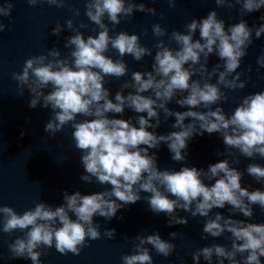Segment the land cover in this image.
Listing matches in <instances>:
<instances>
[{"label": "clouds", "instance_id": "obj_1", "mask_svg": "<svg viewBox=\"0 0 264 264\" xmlns=\"http://www.w3.org/2000/svg\"><path fill=\"white\" fill-rule=\"evenodd\" d=\"M45 2L57 8L66 4V0H27L30 7ZM167 2L170 7L175 4V0ZM85 3V15L98 27V34L85 37L80 29L87 25L82 22L77 26L73 19H68L66 26L74 33L65 40L64 47L70 49L69 54L62 58L60 49L52 47L46 53L30 56L24 61L22 71L13 72L12 78L21 89L26 86L31 94L30 108L50 107L52 115L44 127L45 133L54 136L65 125L74 129L72 137L82 153L85 170L80 179L110 184L111 189L92 194L80 191L69 194L65 190L64 202L59 206L40 201L22 214L13 207L0 205V230L8 234L22 233L8 244L10 258L22 257L30 259L31 264H42L40 257L46 254L43 249L53 245L62 255L69 252L79 255L89 240L101 238L100 224L94 223V216L111 220L119 209L143 198L153 213L168 217L169 226L188 224V218L178 215L177 210L190 212L193 217H205L201 239L230 233V247L213 243L197 248L192 252L194 264H200L201 259L207 264H213L214 260L216 264L226 261L227 264H262L264 222L250 221L255 214L253 205L264 212V190H250V184L242 186L245 173L232 166L228 159L209 164L206 170L195 166H182L178 171L160 170L157 155L150 149L159 148L163 142L172 153V160L183 162L187 158L188 142L207 132L219 133L224 145L235 149L229 155L235 158L236 164L240 162L237 152L247 158H264V90L244 96L230 115L219 106L220 101L228 100L221 86L229 90L245 88L247 80L240 79L244 72L237 69L253 43L252 34L255 33L256 39L264 34V23L250 27L246 20L240 19L226 27L215 9L203 18H193L184 26L185 31L174 29L170 35L165 27L155 23L153 34L168 35V41L177 47L161 39L153 55L152 48L143 45L136 33L120 31L110 35L105 20L115 28L122 19L132 18L135 11L156 15L155 8L135 0H85ZM215 3L229 9L239 4L246 13L264 7V0H215ZM13 7L11 0H5L0 4V17H10ZM70 10L75 16L80 15L79 8ZM160 15L163 18V13ZM259 19L264 21V14ZM7 27L0 21V32ZM64 27L57 22L51 32L59 36ZM197 30L199 38L194 39ZM147 34L145 29L144 35ZM110 47L118 52L119 59L106 54ZM211 54L220 62L209 70ZM125 55H131L136 61L152 56L151 70L132 71L131 78L120 85L113 99L110 89L105 87V77L127 75ZM256 63L264 67V53ZM248 70L251 71V66ZM214 76L216 80L212 82ZM44 89L49 91L45 93ZM126 89H130L127 95ZM173 100L186 110L169 108ZM213 105L217 106L213 108ZM125 109L141 115L116 118L115 114L122 116ZM109 113L114 115L110 117ZM78 116L86 118L78 120ZM169 117H175L171 127L177 130L157 134L156 129ZM186 119L189 122L185 123ZM216 154L222 156L223 152L217 149ZM246 172L264 184V165L249 163ZM213 180L214 183H206ZM141 192L150 195L142 197ZM226 205L231 206L228 211L232 215L210 214L214 208ZM237 213L245 219L233 218ZM104 235L112 239L116 229L105 228ZM169 236L175 238L177 233L171 232ZM124 239L138 243L133 244L131 253L122 255V264H153L146 245H151L163 257L172 255L176 248L159 232L133 238L124 236Z\"/></svg>", "mask_w": 264, "mask_h": 264}, {"label": "water", "instance_id": "obj_2", "mask_svg": "<svg viewBox=\"0 0 264 264\" xmlns=\"http://www.w3.org/2000/svg\"><path fill=\"white\" fill-rule=\"evenodd\" d=\"M5 0H0L3 4ZM13 11L10 17H0V21L8 27L4 32H0V205L13 207L17 213L22 214L25 210L34 208L37 202L43 201L56 207L64 202L63 193L65 190L72 194L80 191L81 194H92L107 189H111L110 184L101 185L95 180L92 183L84 182L80 179L84 173L81 163L82 153L75 147L72 137L74 130L70 125L57 132L54 136L45 133L44 127L51 118V109L37 106L29 107L31 94L26 86L22 89L18 86V81L12 78L13 72L22 71L24 61L33 55L46 53L48 49L57 47L60 49L62 58L67 56L70 49L65 48V40L68 36L74 34L66 26L68 19H73L79 26L82 22L87 25L81 28L87 35H97L98 27L91 22L85 15V0H66L62 8L55 5L49 6L46 2L30 7L27 0H11ZM137 3H146L147 7L155 8L156 15L135 11L132 18L122 19L121 23L115 28L105 20L109 25L110 35L120 31H127L129 34L136 33L140 36L141 43L156 51V44L159 40H164L171 47L177 45L168 41V35L172 30L185 31V25L193 18H203L212 9L218 13V17L226 22V27L239 22L240 19L247 21L251 27L254 24L264 23L259 17L264 14V7L252 13L242 12L241 5L235 4L231 9L227 7H218L215 0H175L174 6L170 7L167 0H135ZM79 8L80 15L75 16L70 10ZM160 13H163L161 18ZM59 22L65 27L59 36L53 35L51 29ZM159 23L168 31V35L157 37L152 32V25ZM96 31H93V29ZM148 34L144 35V30ZM253 35V43L247 49V55L242 58L240 68L237 71H243L241 80H247L243 89L222 90L228 94L227 101H220L226 114H231L235 107L241 102L242 98L250 93L264 90V67H260L256 61L264 53V34L259 39ZM199 38L197 30L194 39ZM113 59H119L116 50L109 48L106 53ZM128 65L127 75L116 78L113 76L105 77V87L110 89L111 98L114 99L115 93L120 90V85L131 78L132 71L151 70L152 56H145L140 61L134 60L131 55L123 57ZM220 62L215 54H211L208 61L209 70L216 63ZM251 66V71L248 70ZM187 67V65H185ZM258 69V70H257ZM196 77L194 76L193 79ZM216 77H212L215 82ZM45 93L49 89H44ZM130 89L124 90L127 95ZM146 95L148 93H145ZM186 94V93H185ZM217 105H213L215 108ZM168 107L177 111H185L186 107H181L175 100L168 104ZM206 110V109H200ZM110 117L114 114L109 113ZM116 118L128 119L137 114L130 109H125L123 115L115 114ZM146 115V113H142ZM86 117L78 116V120ZM92 119V117H88ZM163 121V112H161ZM135 123V121H133ZM155 122V121H153ZM175 122V117H169L167 122H162L156 129L157 134H167L170 131L177 130L171 126ZM189 122L186 119L185 123ZM138 126V125H137ZM150 131L152 129H149ZM21 132L24 135L21 136ZM217 149L223 152V155H217ZM235 149H230L223 143V138L219 133L196 135L188 142L187 158L183 162L172 160V153L163 142L159 148L150 149L157 155V163L160 170L175 169L180 170L182 166H195L197 168H208L209 164L216 163L223 159H228L232 166L237 167L245 173L242 178V186L251 185L250 190L260 188L264 190V184L255 181L246 172L249 163H259L264 165V158L256 156L255 159L247 158L237 152L239 163L234 162L235 158L229 155ZM215 181L206 183H214ZM150 195L141 192V196ZM174 198V197H173ZM230 205L224 208H214L211 215L215 212H221L225 216L232 215L228 209ZM254 216L250 222H264V212L258 205H253ZM180 216L188 218L186 225L169 226L168 217L164 213H153L148 202L143 198L136 203L128 204L119 209L111 220H106L101 216H94V223L100 224L101 238L89 240L88 246H85L79 255L69 252L66 255L59 253L55 246L43 249L46 254H42L40 259L42 264H122L121 257L124 254L131 253L134 243L137 240H125L124 236L133 238L140 235H148L153 232H159L163 239L171 240L176 248L172 255L163 257L152 249L151 245H146L150 249L153 257V264H194L192 252L197 248L213 243L226 244L230 247V233H224L220 237L209 236L206 240L201 239L202 229L206 218L197 215L193 217L190 212L177 210ZM71 215V214H70ZM123 217L121 220L120 217ZM75 219V216H72ZM233 218L245 219L242 214L237 213ZM116 229L114 238L109 239L104 235V229ZM2 229V224H0ZM176 232L175 238L170 237L169 233ZM22 235L19 231L12 234L4 233L0 230V264H31L30 259L10 258L11 253L8 244L17 236ZM239 258V257H238ZM262 264H264V257ZM200 264H207L201 259ZM213 264H216L215 260ZM227 264V261L225 262Z\"/></svg>", "mask_w": 264, "mask_h": 264}]
</instances>
